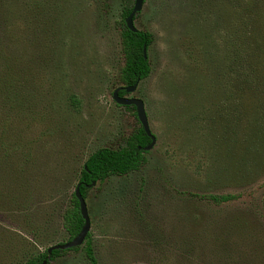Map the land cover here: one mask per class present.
<instances>
[{
  "label": "rangeland",
  "instance_id": "374dc122",
  "mask_svg": "<svg viewBox=\"0 0 264 264\" xmlns=\"http://www.w3.org/2000/svg\"><path fill=\"white\" fill-rule=\"evenodd\" d=\"M233 3L144 0L136 14L154 35L151 71L127 97L143 100L156 142L140 171L88 190L97 264H264V0ZM133 5L0 0V79L20 97L0 85V264L68 241L62 212L85 160L139 128L112 99ZM183 192L240 196L218 206ZM50 264L89 262L81 246Z\"/></svg>",
  "mask_w": 264,
  "mask_h": 264
},
{
  "label": "trees",
  "instance_id": "16d2710c",
  "mask_svg": "<svg viewBox=\"0 0 264 264\" xmlns=\"http://www.w3.org/2000/svg\"><path fill=\"white\" fill-rule=\"evenodd\" d=\"M233 2V5L235 7L240 4L241 0H233ZM131 9L132 6L126 7L122 11L121 19L118 22L120 28L121 50L123 55V64L119 69V81L124 85V87L131 86L138 79L139 81H141L149 76L151 68L149 60H145L142 56V48L143 45H146L148 51V48L154 41V35L151 32L140 29H138V31L136 32H132L126 27L125 18L128 16ZM242 10V6L237 10V16L240 15V26L237 28V30L242 29L241 24L244 23L245 12ZM135 18L136 15L134 16L133 20ZM244 46L245 44L242 43L240 46L235 47L232 51L234 54H236L235 60L237 69L241 64L240 61L242 55L246 50H243ZM242 75L243 73L240 76ZM13 79L8 78L6 80L5 77H2L0 79V85L4 87L3 93L6 100L8 99V97H12L14 100H16V103H20V97L15 93V79ZM124 93L125 91L122 89L119 95H123ZM71 102L74 106H77L79 104L78 100L74 96L71 98ZM124 107H131L134 109L133 106ZM0 138H5L3 133H1ZM149 142V137L145 134L142 126L140 125L136 131H134L131 135L127 136L124 139V143L120 147H100L91 152L80 170V176L77 182V184H79L80 193L82 194L83 198L86 199L88 190L91 187L90 184L92 182L101 183L111 176L123 177L127 176L131 172L140 171L141 168L146 164V158L144 155L149 151H145L144 147ZM4 153L5 152L3 151V154ZM3 154H0V162H4L5 158ZM183 194L196 197L200 200L208 201L218 206L236 200L240 196L239 194L231 193L194 194L183 192ZM261 204L264 209V195L261 199ZM83 222L84 221L79 211L78 201L73 193L72 200L62 212V224L63 228L68 234V240L72 239L80 231ZM92 241V234L89 231L86 235L84 243L81 246L89 264H97ZM81 246L66 250H53L49 255L45 250L40 254L31 256L25 262V264H42V261L44 259H47V264H50V261L58 257L60 253L65 251H78Z\"/></svg>",
  "mask_w": 264,
  "mask_h": 264
},
{
  "label": "water",
  "instance_id": "95a60500",
  "mask_svg": "<svg viewBox=\"0 0 264 264\" xmlns=\"http://www.w3.org/2000/svg\"><path fill=\"white\" fill-rule=\"evenodd\" d=\"M143 1L144 0H134V5L130 13L128 14V16L125 18L126 27L132 32L138 31V29L134 25L133 18H134V15L141 10ZM142 56L145 60L148 59V51H147L146 45H143ZM138 83H139V79L131 86H127V87L119 86L115 88L112 92V99L117 105L134 107L136 118L139 121L140 125L142 126L145 134L150 139V142L144 147V150L150 151L155 145L156 137L150 130L143 100L137 97H127V96L119 95V91L121 89H123L126 94L133 92L136 89ZM93 185H95V182H92L90 184V186H93ZM74 196L77 199L78 204H79V211L84 221L83 225L80 231L72 239L66 242L57 243V244H54L48 247L46 249L48 255L53 250H66V249H71L73 247L81 246L84 243L86 235L90 231V218H89L88 211H87L86 200L83 198L82 194L80 193L79 184L75 186ZM42 264H47V259H44L42 261Z\"/></svg>",
  "mask_w": 264,
  "mask_h": 264
},
{
  "label": "flooded vegetation",
  "instance_id": "af4514ba",
  "mask_svg": "<svg viewBox=\"0 0 264 264\" xmlns=\"http://www.w3.org/2000/svg\"><path fill=\"white\" fill-rule=\"evenodd\" d=\"M132 7H133V6H132ZM137 13H138V12H137ZM137 13H136V14H137ZM136 14H135V15H136ZM135 15H134V16H135ZM121 90H122V89H121ZM121 90H120V91H121ZM120 91H119V93H120ZM127 95H128V94L124 93L123 95H120V96H127Z\"/></svg>",
  "mask_w": 264,
  "mask_h": 264
}]
</instances>
